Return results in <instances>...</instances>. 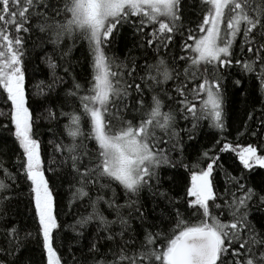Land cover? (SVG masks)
Instances as JSON below:
<instances>
[{"label":"snow or ice","instance_id":"snow-or-ice-1","mask_svg":"<svg viewBox=\"0 0 264 264\" xmlns=\"http://www.w3.org/2000/svg\"><path fill=\"white\" fill-rule=\"evenodd\" d=\"M0 98V264H264V0H0Z\"/></svg>","mask_w":264,"mask_h":264},{"label":"trees","instance_id":"trees-1","mask_svg":"<svg viewBox=\"0 0 264 264\" xmlns=\"http://www.w3.org/2000/svg\"><path fill=\"white\" fill-rule=\"evenodd\" d=\"M124 42L130 43L131 42V37L130 35L127 37L126 41H122L121 43L123 44ZM47 75V69L44 68L43 65L40 67V71L36 73L35 81L45 79ZM241 98L238 96H233L232 90H229V103L227 105V116H228V123L230 125V139H232L234 142H239L241 144L246 145L247 143L251 142L248 137H241L239 141H235V129L236 127H242V122L246 119V114H245V106L240 102ZM3 104L2 98H0V105ZM42 123V132H43V138L45 140V143L47 142L49 134L47 133V128L48 124L45 123L44 121ZM207 133V135H205ZM213 136L214 133L207 129L206 125L205 128L201 130V135L198 138L197 141L192 142V152H195L197 149L201 148L202 146L208 145L213 142ZM223 161L227 167L230 169H236L239 168V162L236 159V157L231 154H223ZM187 176V174H185Z\"/></svg>","mask_w":264,"mask_h":264}]
</instances>
